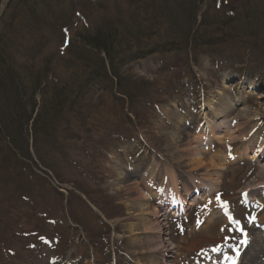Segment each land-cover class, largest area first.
I'll return each mask as SVG.
<instances>
[{"label": "rangeland", "instance_id": "rangeland-1", "mask_svg": "<svg viewBox=\"0 0 264 264\" xmlns=\"http://www.w3.org/2000/svg\"><path fill=\"white\" fill-rule=\"evenodd\" d=\"M99 27L119 78L86 46ZM213 31L226 39L203 44ZM263 48L264 0H0V71L24 77L31 113L26 148L0 139V264H227L240 245L239 264H264V154L248 152L264 145ZM42 93L62 107L39 126ZM178 195L192 206L145 233L136 200Z\"/></svg>", "mask_w": 264, "mask_h": 264}, {"label": "trees", "instance_id": "trees-1", "mask_svg": "<svg viewBox=\"0 0 264 264\" xmlns=\"http://www.w3.org/2000/svg\"><path fill=\"white\" fill-rule=\"evenodd\" d=\"M31 12L35 16L37 15V13L34 10ZM36 18H39V15H37ZM101 31L105 33H102ZM107 31H113V30L106 29L105 27H99V31L94 32L92 35H86V39H87L86 46L92 51H96L97 54L102 56V59L101 60L99 59L100 61L99 67L102 69V71L105 72L107 69L106 65H108V68H110L109 71L111 75L113 76V78L114 77L119 78L118 74L116 73V69H115L118 66L115 65L113 61L114 52L116 51L115 50L116 38H115L114 32L109 33ZM211 33H212L211 39L205 40L203 44H207L208 46L213 47V46L220 44L226 39L224 37V33H225L224 31H213ZM249 33L252 34V31H250ZM252 35L255 36L254 37L255 40L259 38V41L260 40L262 41V35H258V33H254ZM180 36L182 38L185 37V39L188 41L190 34L188 33L184 35V33L181 32ZM146 40H149V39H146ZM164 42L166 43L172 42L176 44V43H179L180 40H179V37L175 35H169L168 40ZM144 44L146 48H148L146 52L150 50H155V49L163 50L161 47H158L160 46L158 42H152L151 45L147 43H144ZM142 51L144 52V47H142V49L139 50L138 52H140L141 54ZM263 53H264V50H263ZM209 54L212 58L220 57L216 54L214 55L213 53H209ZM231 57H232V61H231L232 63L234 62V63L244 64L243 61L245 57L243 55H239V53H232V55L230 54L229 60L231 59ZM5 59L6 57H2L0 64H2L4 62L3 60ZM256 61H257L256 59H251L249 63L252 65V68L254 69H257L258 67H260V65L257 64ZM1 72L2 71H0V139L4 141L5 144L9 146L12 150H19L22 147L23 148L27 147L26 142H25V140L27 141L25 137V134H26L25 130L27 128V124L30 121V114H31L25 110L24 105L26 104V101H23L21 97V95L24 94L25 92L23 88V82L25 79L21 75L16 76V74H13V73L4 75V73L3 72L1 73ZM83 75L84 76L81 77L82 79L81 78L79 79L77 86L74 88L75 92L80 91L81 88L86 85L87 80H89L91 76H94L95 73H92L89 70L87 72H83ZM42 83H43V80H40V79L36 80V83L33 84V87H32L33 91L31 92V95L28 97L30 98L29 100L31 102V103L29 102V104L32 105L31 112L36 107L35 106L36 101L34 99L35 94L38 91H41V89L45 87ZM71 91L72 90H70V93ZM123 92H126V91L124 90ZM44 95L45 94L42 93L43 103L41 107L37 109L35 117L33 118L34 125L36 124L35 122L40 123L39 126H41V124L45 125V123L47 122L45 121V119H47L46 116H48V114H50V112L52 111L56 112L60 110L59 107H62V106H57L53 102L44 99L45 98Z\"/></svg>", "mask_w": 264, "mask_h": 264}, {"label": "bare ground", "instance_id": "bare-ground-1", "mask_svg": "<svg viewBox=\"0 0 264 264\" xmlns=\"http://www.w3.org/2000/svg\"><path fill=\"white\" fill-rule=\"evenodd\" d=\"M226 103V104H225ZM224 104H225V106H224V110H229V109H231L230 107L231 106H233V105H229V103L228 102H225ZM223 111V109H221V108H219V110H216V111H214L213 113H212V118L211 119H208V121H207V123H208V126L209 125H212V124H216L217 122V120H218V117H219V115L221 114V112ZM245 113V112H244ZM241 115H242V112H241ZM237 116H239V115H237ZM251 149H252V151H248V146H245L244 147V151H245V155H249L248 153H247V151L249 152V153H251L252 155L249 157L251 160H253L256 156H260L261 154H264V145L262 144V143H260V141H258V145H257V147H256V145H251ZM190 157V156H189ZM191 161L192 160H194V158L193 157H190L189 158ZM173 179V178H172ZM172 185H174L175 186V184H172ZM174 188V187H173ZM175 189V188H174ZM142 197V198H141ZM139 199H138V201L136 200V207L138 208V210H141L142 212H144V215L145 216H143V217H141V219H140V223H141V226H142V230L145 232V233H149V234H156V233H158L159 232V230H160V227L159 226H157V225H155L154 223H156L157 221H156V218H157V212H159L160 211V209L158 208V205H156V206H153L151 209H150V206H149V204L147 203V199L146 198H144L143 196H141ZM179 198V199H178ZM163 201H161L160 200V202L161 203H171V204H165L164 206L165 207H167V208H172L171 206H173L174 205V202H178L179 203V210H181V209H183V204H184V202L186 201L184 198H181V196H177V198H163L162 199ZM203 201V200H202ZM205 202L206 201H204L203 203H204V205H205ZM188 204L189 205H192V203L191 202H188ZM215 204H217L216 202H213L212 200H211V206L210 207H214L213 205H215ZM212 211V208H209V207H207L204 211H202V213L200 214V217L201 218H205L206 217V219H207V224L210 222V220H212V219H214V220H217V219H220V217L217 215V216H215V217H213V216H210V215H207V213L209 214V211ZM210 211V212H211ZM213 217V218H212ZM224 219H227L228 218V220L230 221L231 220V215H229L228 213H226V211H225V213H224ZM221 220V219H220ZM262 219H257V222H259V223H261L262 221H261ZM156 221V222H155ZM158 224V223H157ZM249 225H251L250 223H248ZM252 226V225H251ZM250 226V231L252 232V230L255 228V227H251ZM259 226H260V224H259ZM159 228V229H158ZM249 231V234L251 233ZM136 234H139L138 232L136 233ZM152 236H154V235H152ZM147 237V241H148V243L151 245V242L153 241H151L150 242V240H151V238H153V237H150V235H148V236H146ZM245 240L248 242V240H249V235L247 234V235H245ZM161 244H163V241L162 240H160L159 241V245H161ZM158 246V245H157ZM156 246V247H157ZM155 247V248H156ZM241 247H242V245H240L239 246V248L237 249V253H236V256H234V259H232L230 262H228V264H233V262H235V264H239L240 263V258H241V256H242V253H243V249H241ZM160 248H163V250H167V248L168 247H165V246H163V245H161V247ZM172 249H174L175 247H171ZM152 249V248H151ZM168 250H170V248L168 249ZM259 250H262V251H264V246H261L260 248H259ZM153 264H158V262H156L155 263V261L153 262Z\"/></svg>", "mask_w": 264, "mask_h": 264}, {"label": "snow or ice", "instance_id": "snow-or-ice-1", "mask_svg": "<svg viewBox=\"0 0 264 264\" xmlns=\"http://www.w3.org/2000/svg\"><path fill=\"white\" fill-rule=\"evenodd\" d=\"M242 243H245V241H242ZM233 264H235V262H233Z\"/></svg>", "mask_w": 264, "mask_h": 264}]
</instances>
